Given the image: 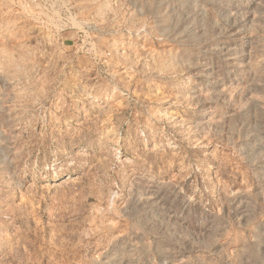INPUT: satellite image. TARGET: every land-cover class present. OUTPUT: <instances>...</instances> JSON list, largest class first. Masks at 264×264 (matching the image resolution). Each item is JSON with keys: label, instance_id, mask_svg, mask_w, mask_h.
<instances>
[{"label": "rangeland", "instance_id": "obj_1", "mask_svg": "<svg viewBox=\"0 0 264 264\" xmlns=\"http://www.w3.org/2000/svg\"><path fill=\"white\" fill-rule=\"evenodd\" d=\"M0 264H264V0H0Z\"/></svg>", "mask_w": 264, "mask_h": 264}, {"label": "built area", "instance_id": "obj_2", "mask_svg": "<svg viewBox=\"0 0 264 264\" xmlns=\"http://www.w3.org/2000/svg\"><path fill=\"white\" fill-rule=\"evenodd\" d=\"M22 1H27V2H29V1H31V0H22Z\"/></svg>", "mask_w": 264, "mask_h": 264}]
</instances>
